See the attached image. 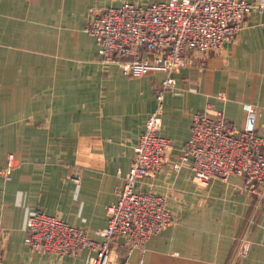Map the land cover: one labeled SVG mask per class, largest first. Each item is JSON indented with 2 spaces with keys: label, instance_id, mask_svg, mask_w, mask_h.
I'll list each match as a JSON object with an SVG mask.
<instances>
[{
  "label": "crops",
  "instance_id": "obj_1",
  "mask_svg": "<svg viewBox=\"0 0 264 264\" xmlns=\"http://www.w3.org/2000/svg\"><path fill=\"white\" fill-rule=\"evenodd\" d=\"M154 1L0 0V168L7 155L14 166L10 180L0 177V264H89L97 254L31 252L25 225L39 208L100 239L165 74L132 78L103 64L83 28L91 10ZM192 60L171 73L175 90L163 95L159 133L171 141L169 161L137 184L163 196L175 219L148 239L143 264H264V195L241 176L199 187L188 168H170L196 112L221 111L241 127L242 104H254L264 138V9L253 10L221 50ZM243 237L250 248L239 258ZM121 243L116 264H134L139 250Z\"/></svg>",
  "mask_w": 264,
  "mask_h": 264
},
{
  "label": "built area",
  "instance_id": "obj_2",
  "mask_svg": "<svg viewBox=\"0 0 264 264\" xmlns=\"http://www.w3.org/2000/svg\"><path fill=\"white\" fill-rule=\"evenodd\" d=\"M257 9H264V0H156L145 6L125 2L90 11L83 31L93 38L103 64L115 65L132 78L152 73H164L165 78L153 91L155 106L116 189L117 199L106 207V224L97 231L100 239L93 240L84 229L37 208L25 225L23 242L29 251L62 258L87 249L97 253L89 257V264H116L117 240L121 239L126 251L139 250L134 264H143L148 239L175 222L163 196L137 187L169 161L171 141L159 132L163 95L175 90L171 73L193 65V53L221 50ZM242 111L241 127L230 124L221 111L193 114L189 137L177 159L170 161L171 170L188 168L199 187L213 180L227 183L231 175L241 176L251 192L264 195V138L255 131L259 110L254 104L243 103ZM11 159L7 155L0 168L5 181L11 179ZM249 248L250 240L241 238L238 257L245 258Z\"/></svg>",
  "mask_w": 264,
  "mask_h": 264
}]
</instances>
